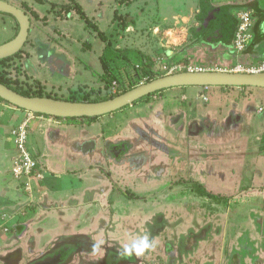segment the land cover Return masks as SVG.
<instances>
[{
  "label": "rangeland",
  "instance_id": "rangeland-1",
  "mask_svg": "<svg viewBox=\"0 0 264 264\" xmlns=\"http://www.w3.org/2000/svg\"><path fill=\"white\" fill-rule=\"evenodd\" d=\"M2 1L18 5L16 7L26 12L30 16L31 27L23 49L16 56L0 63V77L25 89L40 92L43 97L51 96L58 100L72 97L82 99L84 96L95 100L109 96L112 90L116 93L122 91L132 81L139 84L148 80V75L140 72L136 76L133 71V68L139 67L137 57L142 54L139 47L145 46L147 37L151 38L149 29L152 19L147 13L142 14L141 6L147 0ZM77 4L83 7L88 18L104 33L105 40L74 12ZM149 6L157 7L155 0H150ZM160 6L163 8V0ZM236 12L231 10L232 15ZM71 13L74 16L72 19L64 18L70 17ZM152 17L155 21L158 19L156 14ZM127 18L130 19L127 21ZM14 32L13 19L8 15H0V45L8 42ZM107 45L111 52L106 49ZM113 50H120L132 66L134 65L132 69L122 67L126 61L119 54L116 57L117 53H113ZM193 55L196 54H191ZM149 58L154 61L151 71L157 77L175 73L169 71L175 63H181L182 66L189 64L188 60L183 61L184 58L176 59V55L169 58L164 51L156 55L154 53ZM196 61L200 64L199 60ZM104 65L106 68L112 67L113 71H105ZM212 66L222 68L218 65ZM229 66L226 69L232 67L230 64ZM129 70L132 71L131 74ZM112 75H116L118 80H111L110 83L108 81ZM249 90L264 92V89ZM204 92L202 89L189 88L165 90L114 114L91 121H78L76 128L68 131L69 140H72L71 147L81 145L88 152V164L93 166L98 163L96 166L99 169L88 171L87 185L90 178L94 180V176L98 175V184H101L99 186H107L111 190L109 198L122 197L123 205L112 208L119 215L112 217L114 215L99 214L98 211L104 208H101L103 202L98 201L97 206H92L87 200V209H83L91 212L90 215L85 213L83 218H78L82 221L71 217L61 226L56 221V217L58 220L62 219L61 213L58 210L53 213L56 207H50L47 210H50L49 214L53 213L51 220L34 224L31 233L36 239L26 244L28 239H14L15 228L22 224L27 225L25 222L35 219L38 216L37 209L40 208L35 204L27 205L29 210L25 211L24 216L19 215L14 222L7 220L0 225V240L5 238L3 242L0 241V264H30L51 250L61 247L66 241L83 240L81 237H71L75 229L79 235H86L91 239V245H81L80 248L89 253L83 255L88 262H95L100 251L105 253L102 250L105 246L113 249L121 245L124 248L142 236L143 208L146 202L149 205V201L153 204L151 208L154 212L161 210L167 214L172 213L171 218L165 219L169 226L165 241H171L178 248V261L173 264H227L237 235L249 228L254 213L264 212V196L217 201L200 196L190 184L198 182L208 192L219 197H230L242 190L241 187L234 188L230 184L235 180L229 181L228 174L232 169L225 162H221L224 144L222 135L229 136L225 131H233L234 134L236 130V133L242 132V135L247 132V135L258 136L257 140L251 138V142L237 143L228 153L232 156L244 152L250 159L255 157L264 146V129L259 127L260 117H255L259 108L264 106V96H257L247 90L230 89L220 90L215 98L213 89L206 95ZM180 113L187 114L185 120L172 124L171 118ZM191 120L200 124L201 133L205 135L193 138L195 135L187 132ZM251 120L255 122L251 124ZM243 121L247 124H241ZM50 124L51 121L48 126ZM108 142L127 145L125 148L128 149L123 157L119 156L118 163L112 162L111 158L105 159L108 156L105 151H109L111 147L110 143L108 149L106 148ZM29 146H33L31 140ZM97 150L98 154H95ZM197 161L200 163H196ZM214 165L215 170H211ZM100 168L103 169L102 172ZM254 170L251 166L243 167L240 172L236 169V179L251 186L250 184L255 185L258 178L262 177L261 182L264 184V170L262 175L260 172L253 173ZM223 171L227 172L226 176H223ZM94 203L97 204L96 201ZM168 204L171 205L165 206ZM126 211L129 214L128 221L124 218ZM192 214L198 216L200 221L202 218L203 220L195 223L197 218ZM180 215L184 217L177 223ZM260 217L264 224V216ZM154 225L159 226L155 221ZM157 230L158 227H153L150 231ZM262 235L264 238V230ZM103 236L108 240H102ZM194 236H197L196 239ZM201 237L206 242H199L202 241L198 239ZM253 238L257 240L254 244L256 250L260 249L259 237ZM110 239H114L117 245ZM155 253L162 254V251ZM18 255L23 256L16 258ZM143 256L136 257L142 262ZM79 259L81 258H75L74 262Z\"/></svg>",
  "mask_w": 264,
  "mask_h": 264
},
{
  "label": "crops",
  "instance_id": "crops-1",
  "mask_svg": "<svg viewBox=\"0 0 264 264\" xmlns=\"http://www.w3.org/2000/svg\"><path fill=\"white\" fill-rule=\"evenodd\" d=\"M161 1L162 0H155L157 5V7L155 8H153V6H149L150 0H147L146 3L141 5L143 6L142 14L145 12V14L147 13V15L152 19L151 28L149 29V32L151 33V38L147 37V41H145V46L139 47V49H141L142 55H147L151 57L154 53L156 55L164 51L165 54L169 56V58L173 57L174 55H176V59L187 58L189 65L203 67L206 70H224L229 66V64L231 66L234 64L256 65L261 62H264V0H163V8L160 6ZM203 1L207 2L213 9L220 8L223 6H230L229 13L231 15V10H236V14L239 12L240 9L236 7H244L250 2L255 1L257 9L255 12H253V25L250 30V40L243 52L237 53L233 48V38L235 35V30L231 35L225 38L224 42L219 36H215V38L207 41L204 37L205 33L196 32V30L200 28V24L196 18L201 12L200 5ZM204 7H206L205 4ZM81 8L84 11L82 6ZM158 8H160V13H158ZM155 10H157V12ZM72 13L69 14L70 17L64 18L72 19L74 17ZM84 13L86 14L85 11ZM154 14H156L158 17L156 21L154 17H152V15ZM235 15L232 16L235 18ZM129 19L127 18V21ZM212 21L213 20H211L210 22ZM258 21H261V24H259ZM221 33H223V30L221 31ZM191 54L196 55L191 56ZM195 59L199 60L200 64H197V61ZM212 65L222 66V68H214ZM189 89L205 90V95L207 93H210L213 89V94L215 98H217L218 92L220 90H230L211 87H190ZM231 89H236L237 91L247 90L253 92L257 96H264V92H254L253 90L243 88ZM260 108H264V106ZM181 115L183 116L180 117ZM186 117L187 114L180 113L175 116V120L174 122H172V124H175L176 122H179L181 120L183 122V119L185 120ZM204 117L206 118L208 116ZM255 117H260V120H258V122L260 123L259 127L261 128V130L262 128L264 129V111L258 112L257 116ZM247 118L251 119L250 117ZM25 121H28L29 125L28 149L35 156L38 163L40 164L39 171L42 174V179L37 184H32V189L30 192L24 190L22 180L18 181L12 176V168L17 157V152L13 143L10 140V134L12 130H14L17 126H19ZM50 121L51 124L50 126H48ZM193 121L194 120H191V122ZM250 122L252 124L255 121L251 120ZM227 123H229V119ZM241 124L247 123L243 121V123ZM75 125L76 123H67L59 120H52L48 118L39 117L24 110H20L18 108L10 106L5 102H0V225H2V223L7 220L14 222L19 215L24 216L25 211L29 210L27 205L35 204L36 206H38V208L40 206V208L37 209L36 212V215L38 216L35 219L25 222L28 225V232H26L20 239L14 238L15 240L22 241L24 239H28L26 240V244L32 243V241L36 239V237H34V235L32 236L31 233L33 225L41 221L43 222L46 220H51V215L57 210L61 213L62 219L58 220L55 214L54 216L56 217L57 224L61 226L65 224L64 221L70 220L71 217L73 219L82 221L78 218H83L85 213H87V215H90L91 213L83 209H87V200H89L88 204L92 206H97L98 201L103 202V205L101 204V208H104L98 211L99 214L106 213L108 216L114 215L112 217L119 215L114 213L112 208L123 205L122 197H118L117 199L109 198L111 190L107 186H99L101 184H98V175L94 176V180L90 178L89 184L87 185V177L89 175L88 171L93 169H96L98 171V163L94 164L93 166H90L92 164H88V152L86 151V149H83L81 145L76 148L71 147L72 140H69L68 131L71 130V128H76ZM225 132L230 135H222L224 144L222 148L223 158L221 162H225L226 165L232 169V171H229L228 174V177L230 178L229 181L234 179L236 181L234 180L230 184L233 185L234 188L241 187V189H243L246 187H258L264 189V184L261 182L262 177L258 178V182L256 181V184L254 183L255 185H253V183L251 182V186H247L245 184H242L241 179H236L235 174L236 169H238L240 172L243 167L251 166L253 167V169H255L253 173L260 172V174L262 175V170H264V146L263 149L251 159L249 157H246L244 152H238L232 156L228 155L232 147L237 143L241 144L249 141L251 142V138H255L257 140V138L259 137H253L254 135H247V132H245V135H242V132L236 133V130L234 134L233 131ZM197 137L200 136H195L193 138ZM30 140L32 141V147L29 146ZM84 141L85 143H87L86 138H84ZM95 154L97 153L95 152ZM249 161L252 162L249 163ZM196 163L200 162L197 161ZM50 167L52 168L51 170L49 169ZM215 167L216 165L211 166L210 169L215 170ZM45 170L48 171L49 174ZM102 170L103 169L100 168L101 172ZM222 174H224L223 176H226L227 172L223 171ZM47 175L49 177H47ZM102 178L109 181L107 177L105 178L104 176H102ZM225 178L226 177H224V180ZM95 201L97 202L96 205L94 203ZM104 201L106 204L104 203ZM155 202H160V200H155ZM145 204L147 207L144 205L143 208L144 214L142 216V236L144 228H146L147 224L155 221V219L157 218L155 216L158 213L164 214L163 216H165V219L167 220L172 217V213L167 214L161 210L154 212V210H152L151 208L153 204L150 201L149 205L147 202ZM125 205L128 206L129 204ZM50 207H56V210L52 211V214H49L50 210H47V208ZM173 207H175V205ZM33 211L34 210H32L31 213H33ZM256 213L259 216H264V212ZM126 214L127 215L124 216L125 219H127L129 215L127 211ZM190 216L191 215H189V217ZM192 216L197 218V220H194L195 223L201 222L203 220L202 218V220L200 221V218L194 214H192ZM183 217L184 216L180 215V221H177V223L181 222ZM22 218L23 217H21V219ZM250 221V226L248 229H246V231L248 232L245 233L250 235V237L254 240V244L257 242V240H255V238L253 237H259V241H261V244H259L260 247L258 248L260 249L256 250L255 246L253 258L255 259L254 262H257V264H262L264 263V238H262L263 235L261 234L262 232L260 231V227L258 226V224H253L252 219H250ZM166 231H168V229H166ZM240 234L244 233L242 232ZM71 235V237L77 236L78 239L80 237L83 239L81 241H69L71 242V244H74L75 246L78 245L79 247L81 245H91L89 243L91 242V239L88 238L86 235H79V232L76 229ZM4 239L5 238H3V240L1 239L0 241L3 242ZM103 239L108 240V238H104V236L102 237V240ZM110 241H113L114 244L117 245L114 239H110ZM67 242L68 241L62 243V245L67 244ZM83 255L87 254H78V257L86 259L85 257H83ZM22 256L20 255L18 258ZM3 263L1 262V264Z\"/></svg>",
  "mask_w": 264,
  "mask_h": 264
},
{
  "label": "water",
  "instance_id": "water-1",
  "mask_svg": "<svg viewBox=\"0 0 264 264\" xmlns=\"http://www.w3.org/2000/svg\"><path fill=\"white\" fill-rule=\"evenodd\" d=\"M253 2L255 3V1ZM255 6L257 9L256 3ZM256 9L252 11L255 12ZM200 11L196 18L200 28L196 32L205 33L204 37L207 41L219 36L224 42L225 38L234 32L236 22L229 13L230 6L213 9L207 2L203 1L200 5ZM0 14L13 17L18 24L16 36L0 45L1 61L16 56L23 49L28 40L31 21L30 16L22 9L2 0H0ZM211 20H213L212 23H210ZM222 30L223 33H221ZM190 87L264 89V73L250 74L214 70L181 71L156 77L143 84H138L118 96L99 102H71L48 97L24 96L0 83V99L20 110L56 119L100 118L132 106L150 95L165 90ZM57 250L59 251V248H55L53 251L55 256L43 257L30 264H59Z\"/></svg>",
  "mask_w": 264,
  "mask_h": 264
},
{
  "label": "trees",
  "instance_id": "trees-1",
  "mask_svg": "<svg viewBox=\"0 0 264 264\" xmlns=\"http://www.w3.org/2000/svg\"><path fill=\"white\" fill-rule=\"evenodd\" d=\"M246 7L251 9V10L256 9V6H255L254 2H250L249 4H247L246 6H244L242 8H246ZM70 9H72V8H70ZM75 11L79 15V17L85 22V24L88 27L94 28L96 33L98 34V36L101 37L103 40H105L106 37H105L104 33H102L99 30V28L97 27L96 24H93L92 20H90L88 18V16L84 13V11L82 10L81 6H79L77 4L76 7H75ZM0 15H4V14H0ZM11 18L13 19L14 24H15V32H14L13 37L11 38V39H13L16 36V34H17L18 24H17V22L15 21V19L13 17H11ZM235 19H236V17H235ZM235 22H236V26L235 27H237V20H235ZM258 22H259V24H261V21H258ZM210 23H212V22H210ZM106 49L111 52V48H109V45L106 46ZM118 51H114L113 50V53H117L116 57L119 54V56L126 61L125 62L126 64H122V67L127 66V68L129 67L128 69H130V68L132 69V67L134 65L132 66V64L129 62L128 58L123 53H121L120 50H118ZM6 60H8V59L1 60L0 63L5 62ZM137 61L139 62V67L138 68H133V71L135 72L136 76H138V74L140 72H142L144 75H146V76L148 75V80L147 81H150V80H152V79L157 77L156 73L151 71V67L154 65V61L153 60L151 61L149 57H147L146 55H142L141 54V55H139L137 57ZM183 61L186 62L187 59L184 58ZM104 68H105V71H109V72L113 71L112 67H110V66H108L106 68L105 65H104ZM125 72H127V69H126ZM131 72L132 71L129 70V74H131ZM116 79H117L116 75L115 76L112 75L109 78L108 82L111 83L113 80H116ZM0 83H2L3 85L9 87L10 89H12V90L16 91L17 93H19L21 95H24V96L43 97L40 92H35V91H32L31 89H25L24 87H22V86H20L18 84H15V83L13 84L10 80H7V79L2 78V77H0ZM128 85H129V87L123 89L122 91H119L118 93L110 94L107 97L98 98V99H95V100L90 99L88 96H84L82 99H76V98L72 97V98H66V99H61V100L71 101V102H99V101H104V100L111 99V98H113L115 96H118V95H120V94H122V93H124V92H126V91H128L130 89H132L133 87L137 86L138 83H135V82L132 81V83H130ZM108 86H107V88H108ZM222 89H231V88H222ZM243 89H251V88H243ZM159 93H161V92H159ZM159 93L150 95V96L140 100L139 102L146 101L148 98H151L152 96L157 95ZM47 97L48 98H52L51 96H47ZM53 99H56V98H53ZM0 102H5V101L0 99ZM5 103L8 104L7 102H5ZM10 106H12V105H10ZM35 115L39 116V117L48 118V119H52V120H59V121L67 122V123H77L80 120H89V121H91V120H95L96 119V118L56 119V118L47 117V116L40 115V114H35ZM190 187L195 192H197V194H199L200 196L210 197V198H212L214 200H217V201H220V200L221 201H228L230 199H243V198L252 197V196H258V195L264 196V189L257 188V187H246V188H243L240 192H238L237 194H234V195H232L230 197L214 196L213 194L208 192L202 185L198 184V182H192L190 184ZM252 217H253V224H256V225L258 224V226L260 227V229L262 231V234H263L264 224L262 223V220H261L260 216L258 215V217L256 219H254V215ZM27 230H28V225H26V224H24V225L22 224V225L16 226V228H15V239H20L27 232ZM236 241H237V243L233 247L232 256H231V258H229V264H245V262L248 261L251 257H252V262L254 263L255 259L253 258V253L255 251V246H254V240L250 237V235L247 234V233L240 234V235H238Z\"/></svg>",
  "mask_w": 264,
  "mask_h": 264
},
{
  "label": "flooded vegetation",
  "instance_id": "flooded-vegetation-1",
  "mask_svg": "<svg viewBox=\"0 0 264 264\" xmlns=\"http://www.w3.org/2000/svg\"><path fill=\"white\" fill-rule=\"evenodd\" d=\"M174 120H175V117L171 118V122H174ZM227 121H228V119H227ZM199 125L200 124H197L196 121H193L187 127V132L194 134L195 136L202 135L203 133H201L202 131L200 130ZM199 133H201V134H199ZM203 135H205V134H203ZM109 144L111 145V147H110L109 151H105L106 155L108 152V156L107 157L105 156V159L107 160L108 158H111L112 162L118 163L119 162V156L121 155L123 157V154L128 149V148H125V146H127V145L121 144V143L116 144L114 142H108L106 145L107 149H108ZM97 154H98V150H97ZM168 205H171V204H168ZM254 214H255L254 219H256L258 217V215H257V213H254ZM163 215L164 214L158 213L155 216V217H157L155 219V222L159 226H155V225L153 226L154 222H152V223L147 224L146 228H144L143 235L144 234L149 235V238L152 240L154 247L145 252V254L142 258V262H141V259L136 257V255H134V254L131 256L125 254L122 251L123 248L120 244L119 245L121 248L119 246L118 247L116 246L112 249L108 245L105 246V248L102 249V250H105V253L103 254L102 251H100L99 255H98V260H96L95 262H88V260L84 259V258L79 259L78 262H74L75 258L78 259V254L83 253V254L89 255V253H84V250L81 249L78 245L75 246V245L71 244V242H67V244L61 245V247H57V249L59 248V251H60L59 252L57 250L58 252L56 253V254H59L58 255V259L60 261L59 264H138V262H139V264H161V263L162 264H173L174 262L178 261V256H177L178 248L171 241H165V236L168 233L166 231V229H167V227L169 228V226H167V221H165V216H163ZM252 220H253V218H252ZM164 223H165V225H161ZM147 227H151V228H153V227L157 228L158 227L159 230L150 231L151 228H148V229H150V230H148ZM260 231H261V229H260ZM245 232H247V231H245ZM245 232H243V233H245ZM160 236H162V237H160ZM194 237L196 239L197 236H194ZM198 239H200L202 241H206L203 237L198 238ZM199 242H201V241H199ZM236 243H237V241H236ZM111 247H113V246H111ZM156 248H160V249H156ZM53 251H54V249L51 250L50 252L42 255L41 257H39L36 260H40L43 257L55 256L54 255L55 252H53ZM155 251H162V254H156ZM232 251H233V248L229 252L227 264H229V258H231L232 253H233ZM18 257L19 256H17V258ZM160 257H161V260H160ZM36 260H34V261H36ZM245 263L246 264H257V262L253 263L251 261V258L248 261H246Z\"/></svg>",
  "mask_w": 264,
  "mask_h": 264
},
{
  "label": "built area",
  "instance_id": "built-area-1",
  "mask_svg": "<svg viewBox=\"0 0 264 264\" xmlns=\"http://www.w3.org/2000/svg\"><path fill=\"white\" fill-rule=\"evenodd\" d=\"M237 20V27L235 29V35L233 38V48L237 53L243 52L250 40V30L253 25V11L247 8L240 9L235 15ZM167 69V68H165ZM206 70L203 67H197L194 65L182 66L181 63H175L169 68L170 72H198ZM214 71H229L238 73H264V62L256 65H243L236 64L231 68L224 70ZM172 74V73H170ZM145 83V82H144ZM143 84V82L139 83ZM112 94L116 91L112 90ZM264 111V108H259V112ZM29 139V125L28 121L23 122L11 131L10 140L13 143L17 157L12 168V176L16 180H22V184L25 191H31L32 184H37L42 179V174L39 171L40 164L38 163L35 156L28 149Z\"/></svg>",
  "mask_w": 264,
  "mask_h": 264
},
{
  "label": "clouds",
  "instance_id": "clouds-1",
  "mask_svg": "<svg viewBox=\"0 0 264 264\" xmlns=\"http://www.w3.org/2000/svg\"><path fill=\"white\" fill-rule=\"evenodd\" d=\"M153 247L154 244L149 238V235L145 234L126 245L122 251L129 256L133 254L136 256H142L146 251L152 249Z\"/></svg>",
  "mask_w": 264,
  "mask_h": 264
}]
</instances>
